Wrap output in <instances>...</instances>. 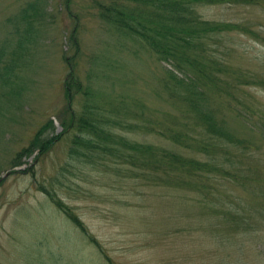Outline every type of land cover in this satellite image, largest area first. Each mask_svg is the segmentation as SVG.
I'll list each match as a JSON object with an SVG mask.
<instances>
[{
	"label": "rangeland",
	"instance_id": "obj_1",
	"mask_svg": "<svg viewBox=\"0 0 264 264\" xmlns=\"http://www.w3.org/2000/svg\"><path fill=\"white\" fill-rule=\"evenodd\" d=\"M96 1L0 0V47L6 45L0 62L15 66L6 75L8 84L0 79V264H264V216H254L255 230L251 222L235 233L224 218L228 210L248 216L255 193L226 177L207 193L128 177L123 165L117 174L90 169L70 156L67 132L43 153L33 142L17 165L9 164L35 134L40 131L44 142L61 132L60 121L70 118L63 82L72 62L95 101L135 100L153 118L178 112V102L167 99L160 87L164 64L144 50L132 55L126 39H119L129 45L121 48L96 12ZM29 5L28 26L17 16ZM200 12L245 24L264 39V2L212 5ZM222 43L232 68L264 80V42L229 31ZM235 96L228 105L242 110L239 116L225 106L220 114L247 149L225 143L227 154L216 156L230 169L250 173L249 166L264 181V89L241 86ZM128 136L169 145L153 134ZM42 186L68 206L83 230L53 205ZM258 198L264 201V194Z\"/></svg>",
	"mask_w": 264,
	"mask_h": 264
},
{
	"label": "trees",
	"instance_id": "obj_2",
	"mask_svg": "<svg viewBox=\"0 0 264 264\" xmlns=\"http://www.w3.org/2000/svg\"><path fill=\"white\" fill-rule=\"evenodd\" d=\"M263 2L97 0L94 4L96 12L114 30L121 48L129 45H122L119 39H126L133 48L132 55L137 50H144L164 64L160 87L167 99L178 102L175 105L178 112H163L160 117L153 118L151 112L146 111L147 107L135 100L114 98L95 101L89 86L82 85L75 76L72 62L66 75L68 77L63 82L70 118L66 122L60 121L61 132L44 142L40 139V131L35 134L28 146L13 154L9 164L17 165L19 157L32 150L33 142L38 152L43 153L59 135L67 132L70 133V156L90 169H111L118 173L123 165L128 177L157 180L163 185L185 186L207 193L212 191L214 182L220 178L226 177L238 183L250 190L251 194L255 193V205L249 207L248 216L241 210L239 214L228 210L224 218L232 223V233L239 228L245 229L251 222L254 228L250 230H255L257 222L254 216L257 213L264 216V201L258 200V196L264 194V181L249 166L250 173L243 172L238 166L235 169L224 167V161L216 155L227 154L225 143L240 144L244 150L247 149L243 139L227 130L220 107L223 111L222 106H225L239 116L242 110L228 105L229 101L236 99L235 90L241 86L264 89L263 79L228 64L223 53L222 38L227 32L236 31L260 42H264V39L245 24L206 18L200 9L212 5H258ZM29 8L32 9V5L23 8L17 16L26 20L28 26L31 22L27 20L25 11ZM28 33L26 28L24 35ZM18 44L21 45L19 42L17 47L14 45L12 53L15 47V51L19 50ZM5 46L3 42L0 59ZM9 64L11 67L0 66V79L5 85L8 84L7 73L10 75L15 67L13 62ZM212 101L216 104H212ZM242 117H246V114ZM129 133L153 134L167 140L169 145L163 147L139 142L129 137ZM41 188L53 205L82 229L68 206L55 195L52 196L49 189ZM92 242L97 244L94 239Z\"/></svg>",
	"mask_w": 264,
	"mask_h": 264
}]
</instances>
